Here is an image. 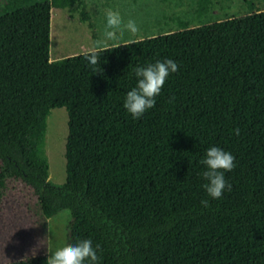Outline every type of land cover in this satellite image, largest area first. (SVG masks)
Returning a JSON list of instances; mask_svg holds the SVG:
<instances>
[{
  "label": "trees",
  "instance_id": "trees-1",
  "mask_svg": "<svg viewBox=\"0 0 264 264\" xmlns=\"http://www.w3.org/2000/svg\"><path fill=\"white\" fill-rule=\"evenodd\" d=\"M74 1L0 11V195L20 181L43 219L69 210L66 244L91 239L98 264H264V9L50 59L51 8ZM97 49L93 73L84 54ZM165 57L177 71L133 119L122 101L134 68ZM57 107L68 115L62 185L44 152ZM211 145L235 157L219 199L201 186Z\"/></svg>",
  "mask_w": 264,
  "mask_h": 264
},
{
  "label": "rangeland",
  "instance_id": "rangeland-1",
  "mask_svg": "<svg viewBox=\"0 0 264 264\" xmlns=\"http://www.w3.org/2000/svg\"><path fill=\"white\" fill-rule=\"evenodd\" d=\"M22 0H0V11L17 6ZM87 2L86 4H83ZM85 6V7H84ZM264 9V0H75L69 7L53 6L50 16V59L58 53L75 54L94 45L132 40L182 26L239 16ZM107 10L119 14L122 31L112 40L103 38L104 15ZM81 14L87 22L81 21ZM135 21L137 31L130 32L123 25ZM68 115L64 107L50 110L44 138V152L48 160V179L56 185L65 181V141ZM0 195V264L46 256L65 246L66 225L70 212L61 209L43 219L38 213L36 197L31 188L20 181H9Z\"/></svg>",
  "mask_w": 264,
  "mask_h": 264
},
{
  "label": "clouds",
  "instance_id": "clouds-1",
  "mask_svg": "<svg viewBox=\"0 0 264 264\" xmlns=\"http://www.w3.org/2000/svg\"><path fill=\"white\" fill-rule=\"evenodd\" d=\"M103 38L112 40L117 33L122 31L121 18L118 13L107 10L104 15ZM132 33L137 31L135 21L129 19L124 25ZM118 46V45H117ZM94 47V46H93ZM107 49V48H105ZM97 49L84 54V60L92 68V72H97L93 67L97 64ZM178 69V64L174 59L165 57L157 59L146 65L136 66L134 75L135 85L126 91L122 107L133 119L140 118L148 109L155 106L156 98L161 93L165 79L170 73ZM238 132V129L236 130ZM204 168L200 175L204 183L202 188L208 197L219 199L226 190H230L231 185L225 179V172L231 171L235 167V157L230 152L217 145H211L206 150L200 161ZM207 206V199L201 200ZM97 246H93L91 239H80L76 243L59 247L47 256V264H98Z\"/></svg>",
  "mask_w": 264,
  "mask_h": 264
},
{
  "label": "crops",
  "instance_id": "crops-1",
  "mask_svg": "<svg viewBox=\"0 0 264 264\" xmlns=\"http://www.w3.org/2000/svg\"><path fill=\"white\" fill-rule=\"evenodd\" d=\"M168 28H169V27H166L167 30H168ZM156 34H158V33H156ZM152 35H153V34H152ZM148 36H149V35H148ZM93 46H94V45H93ZM93 46H92V49L94 48ZM88 50H91V49H88ZM63 54H64L63 52H62V53H58V54L56 55V56H57L56 59L61 58V57H64V56H67V55H70V54H72V53H70V54L66 53V55H63Z\"/></svg>",
  "mask_w": 264,
  "mask_h": 264
}]
</instances>
